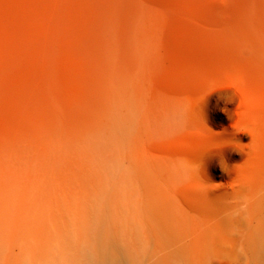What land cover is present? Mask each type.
I'll return each mask as SVG.
<instances>
[{
  "label": "rangeland",
  "instance_id": "rangeland-1",
  "mask_svg": "<svg viewBox=\"0 0 264 264\" xmlns=\"http://www.w3.org/2000/svg\"><path fill=\"white\" fill-rule=\"evenodd\" d=\"M95 1L0 0V158L24 142L45 152L55 111L84 94L91 62L80 48ZM129 1L140 3L135 40L120 45L137 70L129 152L144 180L142 193H117V211L106 203L95 231L107 254L133 231L131 262L244 264L264 244V2L227 5V21L218 0ZM129 12L120 9L123 29ZM156 93L177 101L157 108ZM74 158L46 166L53 190L70 187ZM77 194L16 197L0 264H17L12 250L40 258Z\"/></svg>",
  "mask_w": 264,
  "mask_h": 264
},
{
  "label": "bare ground",
  "instance_id": "bare-ground-1",
  "mask_svg": "<svg viewBox=\"0 0 264 264\" xmlns=\"http://www.w3.org/2000/svg\"><path fill=\"white\" fill-rule=\"evenodd\" d=\"M218 1L216 14L232 21L227 5L250 0ZM139 4L129 0L95 1L83 35L86 43L80 48L91 62L89 85L84 94L75 103L55 111L45 131L48 137L45 152L33 150L35 144L32 142H24L18 147L8 145L7 154L1 156L0 259L3 253H7L6 240L11 234L6 233V228L13 220L10 214L16 210V197L22 193H78L77 201L64 205L63 211L68 213L60 221L64 232L56 239H46L50 242L48 250L38 259L33 257L27 261L25 251H10L17 264H141L131 262L138 249L133 231L130 236L125 233L121 247L117 245V250H110L107 254L105 235H100L94 228L99 216L106 213L107 202L117 211V199H114L117 193H142L140 185L144 176H137L129 152L136 141L137 110L133 83L137 70L130 65L128 55L120 45L121 39L135 40V8ZM122 8L130 11L123 15L129 21V26L124 29L120 26ZM246 10L243 8L239 15L242 17ZM163 100L177 101L164 93L152 97L157 108ZM72 157L76 158L77 166L71 169L67 184L70 187L62 192L53 190L51 180L45 181L48 178L46 166L49 168L59 158L70 162ZM36 173L45 176L39 183ZM113 219L116 221L115 217ZM99 236H102L101 240ZM16 239L20 240L19 236ZM25 239L31 240L32 237L25 236ZM110 243L114 245L115 242ZM100 244L104 245L101 250ZM244 264H264V244L260 255L246 258Z\"/></svg>",
  "mask_w": 264,
  "mask_h": 264
}]
</instances>
